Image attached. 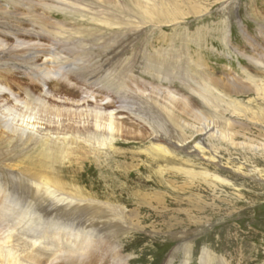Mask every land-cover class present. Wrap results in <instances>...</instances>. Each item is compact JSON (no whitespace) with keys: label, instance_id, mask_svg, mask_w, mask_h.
Masks as SVG:
<instances>
[{"label":"rangeland","instance_id":"374dc122","mask_svg":"<svg viewBox=\"0 0 264 264\" xmlns=\"http://www.w3.org/2000/svg\"><path fill=\"white\" fill-rule=\"evenodd\" d=\"M106 1L111 3H67L110 23H131L124 29L94 22L96 40L81 39L84 54H77L90 68L99 59L94 69L107 74L104 80L111 84L105 90L124 91L138 114L137 121L123 126L117 145L125 155L117 158L121 174L102 180L88 163L80 174L86 192L101 202L113 196L125 208V232L109 240L117 246L113 255L121 264H183L180 249L192 242L190 264H200L207 249L226 264H264V124L246 109L264 108V93L249 81L264 82V0H177L176 10L169 0H139L143 11L154 6L177 12L179 18L167 24L129 16L123 0ZM10 7L0 0L1 23H11L5 10L27 15ZM48 19L69 28L72 22L60 12ZM23 78L18 86L31 88ZM205 87L222 102L204 101ZM202 120L228 137L215 139L191 127ZM153 144L183 162L158 161L150 153ZM196 144L215 154L218 163L194 153Z\"/></svg>","mask_w":264,"mask_h":264},{"label":"bare ground","instance_id":"6f19581e","mask_svg":"<svg viewBox=\"0 0 264 264\" xmlns=\"http://www.w3.org/2000/svg\"><path fill=\"white\" fill-rule=\"evenodd\" d=\"M73 1L94 4L96 0ZM123 1L126 13L140 20L167 24L179 18L177 12H162L154 6L143 11L139 0ZM169 1L170 9L176 10L178 1ZM67 2L5 0L7 9L18 6L27 15L20 17L5 10V19L11 23L0 22V264H121L113 255L117 246L109 240L125 232V208L113 196L101 202L86 192L80 174L88 163L97 168L102 180L105 176L115 178L122 164L117 158L125 156L117 149L123 126L137 121L138 114L124 91L119 89L114 95L106 91L111 90V84L104 80L107 74L96 72L99 59L93 60L90 68L78 56L84 54L82 40H96L99 26L94 22L124 29L131 23H110ZM56 12L72 18V27L48 19ZM22 77L31 88L18 86ZM249 81L256 92L264 93L263 81ZM203 92L204 101L222 102L212 97L208 87ZM261 106L246 109L255 122L264 124ZM202 121L191 127L215 139L228 137L213 122ZM158 137L163 135H156L155 140ZM150 149L158 161L183 162L163 145L153 144ZM193 150L204 161L218 163V157L201 145L196 144ZM189 172L184 171L186 175ZM201 176L208 177L205 172ZM192 246L191 242L180 249L183 264H190ZM206 251H200V264H226Z\"/></svg>","mask_w":264,"mask_h":264}]
</instances>
